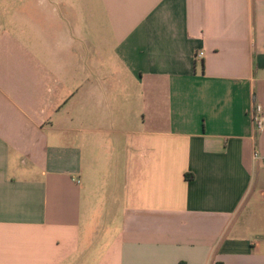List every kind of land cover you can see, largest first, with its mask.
<instances>
[{
    "label": "crops",
    "instance_id": "obj_1",
    "mask_svg": "<svg viewBox=\"0 0 264 264\" xmlns=\"http://www.w3.org/2000/svg\"><path fill=\"white\" fill-rule=\"evenodd\" d=\"M263 104L264 0H0V264H264Z\"/></svg>",
    "mask_w": 264,
    "mask_h": 264
},
{
    "label": "built area",
    "instance_id": "obj_2",
    "mask_svg": "<svg viewBox=\"0 0 264 264\" xmlns=\"http://www.w3.org/2000/svg\"><path fill=\"white\" fill-rule=\"evenodd\" d=\"M205 56V50H200L196 54V59L201 60ZM253 121L255 126L261 130L264 131V104L257 106L256 113L254 114ZM254 158L256 160H262V165L264 167V154H261L260 152H255ZM77 183H80L81 181L79 179H74Z\"/></svg>",
    "mask_w": 264,
    "mask_h": 264
}]
</instances>
